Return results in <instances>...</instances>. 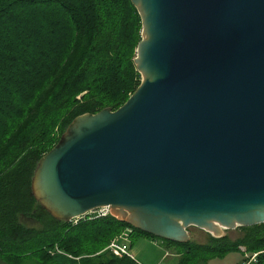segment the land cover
<instances>
[{
	"label": "water",
	"instance_id": "water-1",
	"mask_svg": "<svg viewBox=\"0 0 264 264\" xmlns=\"http://www.w3.org/2000/svg\"><path fill=\"white\" fill-rule=\"evenodd\" d=\"M142 80L78 115L32 192L57 219L109 206L157 237L264 222V0H132Z\"/></svg>",
	"mask_w": 264,
	"mask_h": 264
},
{
	"label": "trees",
	"instance_id": "trees-1",
	"mask_svg": "<svg viewBox=\"0 0 264 264\" xmlns=\"http://www.w3.org/2000/svg\"><path fill=\"white\" fill-rule=\"evenodd\" d=\"M141 38L142 19L132 0H0V258L5 263L138 264L105 250L130 227L132 236L175 246L178 264L231 252L244 255L238 264H264V222L237 227L242 235L236 239L211 234L205 243L175 242L112 214L87 215L76 224L60 220L35 198L37 164L71 122L86 112L119 108L140 84L134 57Z\"/></svg>",
	"mask_w": 264,
	"mask_h": 264
},
{
	"label": "rangeland",
	"instance_id": "rangeland-1",
	"mask_svg": "<svg viewBox=\"0 0 264 264\" xmlns=\"http://www.w3.org/2000/svg\"><path fill=\"white\" fill-rule=\"evenodd\" d=\"M142 80V76H141ZM99 212V211H96ZM94 214V213H90ZM32 224V222H28ZM34 225V224H32ZM37 225V224H35ZM191 240L199 243H205L208 241L211 233L207 230L191 225L188 227ZM224 235H228L231 239H236L242 235V231L238 228L224 229ZM132 252L136 255L137 260H141L144 264H154L157 258H162L160 264H178L179 260L173 256H163L164 252L159 246L150 242V239L142 234L137 233L131 238ZM256 253L252 255V259L256 257ZM246 256H249L248 254ZM244 255L240 252H231L223 258L216 257L209 261H200L198 264H238L244 259ZM140 262V261H139ZM141 263V262H140ZM0 264H7L0 258Z\"/></svg>",
	"mask_w": 264,
	"mask_h": 264
},
{
	"label": "built area",
	"instance_id": "built-area-1",
	"mask_svg": "<svg viewBox=\"0 0 264 264\" xmlns=\"http://www.w3.org/2000/svg\"><path fill=\"white\" fill-rule=\"evenodd\" d=\"M96 211H99V212H96ZM90 213H94V214H90ZM109 214H111L110 207L104 206V207L94 209L85 215L74 217L70 220V222H73L74 224H76L79 222L81 218L87 215H94L93 217H97V216H106ZM132 232H133L132 228L130 227L125 228L118 235H116L110 240L105 250H110L111 252H113L119 257L128 256L136 260L135 255L131 249ZM242 249L245 250L244 247H242ZM136 262L140 264L137 260Z\"/></svg>",
	"mask_w": 264,
	"mask_h": 264
},
{
	"label": "crops",
	"instance_id": "crops-1",
	"mask_svg": "<svg viewBox=\"0 0 264 264\" xmlns=\"http://www.w3.org/2000/svg\"><path fill=\"white\" fill-rule=\"evenodd\" d=\"M142 236H145V235H142ZM146 237H148L150 239V242H152V243H154V244H156L157 246L160 247V249L164 252V255L163 256H173V257L177 258L178 260L180 259V253L177 251V249H176L175 246L169 245L167 242H165L162 239L152 238V237H149V236H146ZM131 249H132V247H131ZM135 258H136V255H135ZM162 258H157L154 261V264H160ZM136 260H137V258H136ZM139 261L138 262L140 264H144L141 260H139Z\"/></svg>",
	"mask_w": 264,
	"mask_h": 264
}]
</instances>
